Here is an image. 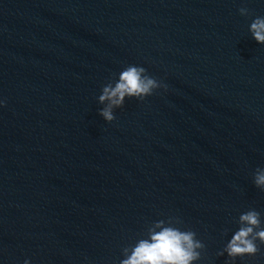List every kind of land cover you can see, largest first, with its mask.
I'll return each mask as SVG.
<instances>
[{"label": "water", "instance_id": "water-1", "mask_svg": "<svg viewBox=\"0 0 264 264\" xmlns=\"http://www.w3.org/2000/svg\"><path fill=\"white\" fill-rule=\"evenodd\" d=\"M256 16L264 0H0V231L119 264L179 219L205 245L196 264H228L240 214L264 221ZM129 64L167 87L108 123L99 96ZM259 246L236 264H264Z\"/></svg>", "mask_w": 264, "mask_h": 264}, {"label": "clouds", "instance_id": "clouds-1", "mask_svg": "<svg viewBox=\"0 0 264 264\" xmlns=\"http://www.w3.org/2000/svg\"><path fill=\"white\" fill-rule=\"evenodd\" d=\"M239 11L242 16L250 15L246 7H241ZM248 31L258 44L264 45V16L252 19ZM166 87L151 76L145 67L129 64L120 71L114 82L102 89L99 103L104 107L100 109L99 115L111 123L116 118L115 109L122 108L126 100H143ZM3 104L4 101L0 100V106ZM253 183L264 191V167L256 168ZM180 224L179 219L154 222L146 236L122 249L123 258L119 264H196L201 259L205 245L197 239L196 232L178 226ZM259 245H264V221L260 212L250 209L240 214L237 230L219 255L227 254L228 264H236L238 258L255 256L260 251ZM24 264H31V261L26 259Z\"/></svg>", "mask_w": 264, "mask_h": 264}]
</instances>
